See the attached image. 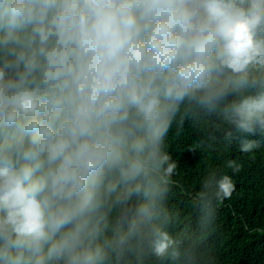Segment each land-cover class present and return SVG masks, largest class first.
<instances>
[{
	"label": "clouds",
	"instance_id": "clouds-1",
	"mask_svg": "<svg viewBox=\"0 0 264 264\" xmlns=\"http://www.w3.org/2000/svg\"><path fill=\"white\" fill-rule=\"evenodd\" d=\"M189 121L264 150V0H0V264H205L166 228ZM242 167L192 187L209 230Z\"/></svg>",
	"mask_w": 264,
	"mask_h": 264
},
{
	"label": "trees",
	"instance_id": "trees-1",
	"mask_svg": "<svg viewBox=\"0 0 264 264\" xmlns=\"http://www.w3.org/2000/svg\"><path fill=\"white\" fill-rule=\"evenodd\" d=\"M176 131L169 147L181 172L165 202L167 230L182 243H196L204 254L205 264L213 258L215 264H264V150L240 154L234 148L221 146L205 156L191 151L202 136L199 127L189 121ZM229 158H235L243 166L238 174V191L219 210L209 230L192 202V187L196 186L206 162L217 164ZM144 264H171V261L146 256Z\"/></svg>",
	"mask_w": 264,
	"mask_h": 264
}]
</instances>
